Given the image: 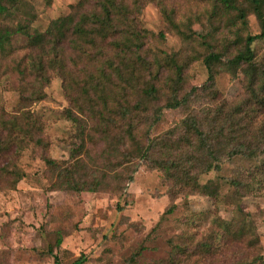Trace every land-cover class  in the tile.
<instances>
[{
  "label": "rangeland",
  "instance_id": "obj_1",
  "mask_svg": "<svg viewBox=\"0 0 264 264\" xmlns=\"http://www.w3.org/2000/svg\"><path fill=\"white\" fill-rule=\"evenodd\" d=\"M127 1L141 8L139 28L148 36L140 52L143 60L133 57L137 64L130 83L111 75L107 42L103 50L91 48L87 57L80 54L79 59L67 45L65 62L74 58L78 66L68 65L63 74L50 69L47 83L36 79L29 68L28 36L17 29L44 31L52 19L70 13L78 0H18L15 5L4 1L0 125L16 118L21 125L33 126L32 136L21 135L25 136L22 145L0 156V264H55L50 248L62 264H73L80 257L84 259L80 264H124L133 254L130 264H264V141H259L264 136V104L249 97L247 66L234 67L223 60L215 64L210 80L205 63L211 48L228 50L231 56L248 34L260 33L256 12L250 1L237 0L247 12L242 23L238 11L226 10L220 0ZM169 15L175 24L169 22ZM253 47L260 67L255 81L262 84L264 39ZM177 65L182 66L180 79ZM20 69H25L28 79H23ZM103 69L107 76H102ZM124 75L128 77V71ZM150 84L159 89L153 99L144 93ZM174 88L184 99L181 106L165 109L154 121L155 108L170 99ZM138 101L142 103L139 119L119 115L120 102L134 106ZM190 114L205 129L223 127L224 143H248L246 153L231 155L232 146L219 149L221 170L190 171L198 176V183H208L218 192L216 198L195 191L192 183L177 184L176 176L167 177L145 157L128 159L121 152H104L128 125H134L142 151L150 139L169 131L168 146L177 142L193 151L188 140H195L194 133L183 126ZM89 125L110 126L99 127L100 132L107 131L101 135ZM83 127L96 135L92 138L96 142L88 136L82 141ZM3 128L0 133L7 136ZM48 159L72 169L80 162L76 178L97 177L104 182L98 190L80 194L58 188V175ZM185 165L182 171L192 166ZM231 179H238L240 185ZM224 220L248 223L250 238L225 241L219 226ZM59 235L63 242L57 247ZM256 236L258 241L250 243ZM205 243L213 246L211 251Z\"/></svg>",
  "mask_w": 264,
  "mask_h": 264
},
{
  "label": "trees",
  "instance_id": "obj_2",
  "mask_svg": "<svg viewBox=\"0 0 264 264\" xmlns=\"http://www.w3.org/2000/svg\"><path fill=\"white\" fill-rule=\"evenodd\" d=\"M4 1L15 5L18 0H0V14L7 10V4L4 3ZM220 1L225 6L226 10L236 9L238 11L236 14L237 19L242 23H246V9L238 5L237 0ZM248 1H250V5L253 7V10L260 20L261 32L248 34L244 39L241 49L231 56L227 55L228 50L216 51L211 48L212 50L205 56V63L210 71V80H214L215 64L224 63L223 60L234 67L247 66L245 71L250 77L248 83L250 92L249 97L254 101L260 100L261 103L264 104V81L262 84H259L258 80L255 81L256 74L260 73V67L253 47L255 41L264 39V0ZM71 8L72 10L70 13L52 19L44 31H39L37 28L31 29L30 31L25 30V26H21L17 29L19 32L23 31L28 36L30 48L29 68L34 72L36 79L39 77L40 81L43 82L44 80L47 83L50 81V69L59 74H63V70L65 67L67 68L68 65L71 64L74 68L78 66L74 58L72 59L73 61L69 58L70 63L68 61L65 62L67 45L73 49L79 59L80 54H82L83 57L86 56L91 48L103 50L104 46H102V44L107 42L108 48L111 51V57L107 58V63H109V67L113 70L111 75H117L120 79L130 83L132 81V77L130 76L135 75V65L137 64H135L136 61L133 57L139 60L142 59L140 52L144 46V39L148 37L147 33H145L146 31L144 32L139 28L137 13L141 8L135 5V3L130 5L127 0H78L76 4L71 5ZM168 19L171 24H175L173 15H169ZM181 32L185 34L184 31ZM5 34L6 38L11 37L10 31H5ZM0 37L5 36L0 35ZM176 67L177 75L180 79L182 66L177 65ZM29 68L26 70H29ZM19 71L21 75H23L24 80L28 79L25 69H20ZM124 71H128V77L126 78ZM101 74L103 77L107 76L106 70L103 69ZM92 78L94 79V77ZM86 84L91 83L87 80ZM86 88L88 89L87 92H89V88L85 86V89ZM92 88H94L93 85ZM157 91H159V89L155 84H150L144 89V93L149 95L152 99L157 97ZM260 93L263 94L260 95ZM183 101V98L180 99L178 97L177 88H174L170 99L164 105H159L155 108L153 113L154 121L160 119L165 109L178 108ZM141 105V101H138L134 106L129 105V103L125 105L120 102L118 113L124 119L134 121L135 119H139ZM83 111L85 110L83 109ZM197 118L198 117L195 115L190 114L183 121L185 123L183 126H185L187 131L194 133L195 140H188L189 147L192 148L193 151L184 150L182 143L173 142L168 146L167 140L170 138H168L166 134L170 131L150 139L148 148L146 151H142L132 131L134 125H128L127 130L118 135V139H113L106 145L104 152H121L124 157L128 159L138 156L145 157L157 168L165 171L167 177L176 176L177 184L186 183V185H188L192 183L195 191L201 192L202 190L203 194H209L216 198L218 192L212 190L208 183L202 185L198 183V176H195L194 173H190V171L192 170L194 172V169L199 168L198 170H200L199 172L202 174L213 169L221 170L222 165L220 161L217 160V155L220 153L219 149H227L228 146H232L230 150L231 155L242 152L246 153L248 150V143L246 141L224 143L225 129L223 127L220 125H207L208 128L205 129L204 125H198ZM4 123L5 125L0 126H3V129L7 130V136L6 133H0V156L11 150L13 146L22 145L25 136L21 137V135L32 136L33 125H21L16 118L7 122L5 121ZM91 126L92 131L103 135L106 134L107 131L103 130L100 132L99 127L109 128L110 125H89V128ZM85 128L86 127L81 128L82 141L84 140V136H88L91 141L96 142L92 139L96 135L87 133V129ZM228 128L229 127H227V129ZM259 141L263 142L264 136H260ZM81 147L82 145L80 148ZM120 147H125V150L120 151ZM181 151L182 153L179 154ZM47 162L54 168V171L58 175V188L73 190L76 194H80L85 190L96 191L101 188L104 182V179H99L97 177H94V179L90 181L84 179L82 176L76 178L78 166H80V168L82 167V163L80 162H77V165H75L73 169L64 167L52 159H48ZM187 162H190L192 166L189 167L190 169L182 171V169L187 167V165H185ZM180 171H182V173ZM16 174L19 175L17 172ZM21 178L22 175H19L18 179ZM130 180H132V178H130ZM230 182L237 186L240 185L238 179H231ZM127 202L128 200L125 201L124 205H120L119 209H124ZM219 226L222 229V236L225 241H245L251 236L249 234L250 226L246 222H243V224H236L224 220L219 221ZM257 241L258 237L256 236L252 237L249 242L255 243ZM62 242V235H59L56 241L57 247H60ZM201 246L203 247V244ZM204 246L208 252L213 248L210 243H205ZM48 254L54 257L55 264H62L58 254L53 248L49 249ZM135 257L136 254H133L131 259H127L124 264H130L131 261L135 260ZM83 261V257H80L73 264H80Z\"/></svg>",
  "mask_w": 264,
  "mask_h": 264
}]
</instances>
